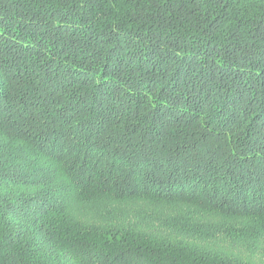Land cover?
Wrapping results in <instances>:
<instances>
[{"label":"trees","instance_id":"trees-1","mask_svg":"<svg viewBox=\"0 0 264 264\" xmlns=\"http://www.w3.org/2000/svg\"><path fill=\"white\" fill-rule=\"evenodd\" d=\"M9 34L102 65L47 110L3 68L0 264H264V0H0ZM110 67L144 110L63 117Z\"/></svg>","mask_w":264,"mask_h":264},{"label":"rangeland","instance_id":"rangeland-1","mask_svg":"<svg viewBox=\"0 0 264 264\" xmlns=\"http://www.w3.org/2000/svg\"><path fill=\"white\" fill-rule=\"evenodd\" d=\"M12 34H9L7 37H1L0 36V47H9L10 49L16 48L13 50L12 56L10 55L7 57L4 50H0V77L1 75H5L4 72L2 74L3 68L12 70L9 74L11 76H14V78L22 77L24 79H29L30 83H35L37 87L40 88L42 91V94H40V98H42V107L43 109H46V105L49 103L50 97H54L51 104H53L57 98H59L60 93H63L62 90L64 87V84L66 86L68 85H79L80 87H83L85 89H89L90 86L99 85V82L97 81V75L100 70V66H95L96 64H99V62L96 61V63L90 65L87 63H82L76 61V59L73 58V56L69 55L67 58H54L51 59V61H46V54L47 52L43 49H41L40 53L37 52H26L23 51V49H26L23 42L17 43V40L12 38ZM24 38V37H22ZM23 40V39H22ZM21 41V40H20ZM19 42V41H18ZM54 46V45H53ZM37 52V53H36ZM44 53V56L42 55ZM57 54V53H56ZM16 60V61H15ZM45 60V61H44ZM76 62V63H73ZM69 63V64H68ZM9 65V66H6ZM64 65H68V67H71V65L74 67L76 65L80 66L79 71H82L84 74H78L75 73L74 70H62ZM70 65V66H69ZM60 68V69H58ZM83 69V70H82ZM118 68H108V77L109 79H113L115 81V85L102 83L100 89H103V92L108 99L104 101V98L97 92L94 93L92 90L89 93H84L83 97L80 99L81 102H73L72 101L67 103L65 105L66 112L61 113L63 117H69L72 115L78 114L79 110L82 108L88 109L89 107L95 106L98 109H101L104 112H111V115L104 119L105 122L110 119L112 115H123L125 111L131 112V111H142L143 108L146 107V102L148 98L146 88L145 87H138L137 85L132 86L131 84H128L129 81L122 80L124 85H120L119 82H121L118 79L117 76V70ZM38 72H40V76H38ZM70 75V76H68ZM7 77V76H6ZM36 81H41V85L39 86L36 84ZM103 81V80H102ZM50 83V84H49ZM132 83V81H131ZM92 84V85H91ZM33 85V87H36ZM65 86V87H66ZM128 86V87H126ZM92 87V88H93ZM45 88V89H43ZM47 88V89H46ZM43 89V90H42ZM61 92L59 93V91ZM44 91V92H43ZM46 91V92H45ZM146 93V94H142ZM202 111L207 109V107H202ZM39 108H37V111ZM91 113H94V115H97L96 109L93 107L91 110H89ZM88 115H91L90 113ZM93 115V116H94ZM241 116V121L239 123H234L232 129L236 131V133H239L241 129H244L245 124L243 120V116ZM264 156V147L260 149V154Z\"/></svg>","mask_w":264,"mask_h":264}]
</instances>
